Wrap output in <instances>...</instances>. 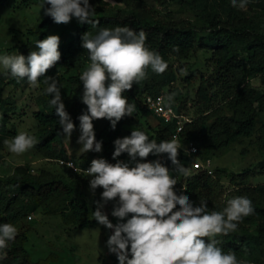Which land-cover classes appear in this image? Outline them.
Listing matches in <instances>:
<instances>
[{
	"label": "trees",
	"instance_id": "16d2710c",
	"mask_svg": "<svg viewBox=\"0 0 264 264\" xmlns=\"http://www.w3.org/2000/svg\"><path fill=\"white\" fill-rule=\"evenodd\" d=\"M9 1L0 0V10ZM95 1L101 8H95L96 15L93 17L100 21L98 26L81 24L75 17L67 24H57L52 17L47 16L39 21L35 30L29 34L32 38L21 47V54L27 56L31 51L38 50V40L48 35L60 36L61 60L45 75L56 77L62 86L63 102L76 125L72 136L80 135L78 117L87 109L81 100L83 85L79 78L90 64L87 50L82 47L84 33L95 34L99 27L115 26L143 30L147 34L148 46L158 51L169 65L164 73H156L150 67L147 68V78L134 83L132 89L124 93L137 106L133 116H125L115 129L106 118L93 121L96 138L103 141V150L98 153V158L103 157L110 163H116L117 160L113 159L114 141L123 138L124 126L134 118L153 115L145 104L146 98L164 95V90L176 79L173 73L174 61L183 63L188 60L198 49L196 32H208V46L213 50L210 60L214 67L209 76L202 77L196 91V102L202 107L201 115L186 123L179 135L181 144L195 145L198 153L189 156L185 149L180 148L177 159L186 167L194 169L196 160L211 159L223 150L255 137V143L263 154L259 164L263 172L264 123L261 124V116L264 114V91L255 87L252 81L260 79L264 88V33L248 12L232 7L230 0H115L123 3L128 13L107 8L108 0ZM250 1L260 10V16H263L264 0ZM167 2L177 4V12L167 11L166 17L161 19L147 12L149 8L154 9L157 4ZM13 33L17 34L18 31L13 30ZM38 79L41 91L38 103L42 110L34 115L38 129L35 135L38 143L35 147L47 159L64 161L68 158L66 150L55 148L64 137L59 117L54 106L49 103L50 97L43 92V77ZM6 80L16 85L28 82L27 78L13 77L9 70L0 72V84ZM14 104L10 99L0 98V148L5 139L16 134L15 129L8 128ZM177 112L180 113V110ZM158 122V143L170 140L176 132V122H165L162 119H158ZM95 153L92 151L81 156L80 159L85 161V169L90 167ZM129 157L123 153L117 159L124 161ZM192 158L195 161L192 162ZM159 161L169 170L173 167L166 154H161ZM67 172L69 176L46 171L32 174L30 166L24 165L16 167L8 176H0V223L16 225L31 214L41 212L43 215H59L64 225L75 229L92 227L96 222L91 215L95 211L96 201L90 208L84 192L90 189L89 179L83 172L74 173L69 168ZM254 176L252 169L232 173L225 168H216L212 174L207 169H194L185 180H177L175 189L184 192L196 203L201 199L207 201L209 211L222 210L226 201L232 197L248 196L253 201L255 212L239 222L237 231L204 239L219 240V246L225 252L234 251L237 259L246 264H264V185H252L251 179ZM223 179H228L234 187L227 189ZM101 189L98 188L96 192ZM118 222L116 218L114 224ZM27 244V235L18 232L15 240L9 241L4 249L7 256L3 264H48L34 261Z\"/></svg>",
	"mask_w": 264,
	"mask_h": 264
},
{
	"label": "clouds",
	"instance_id": "9594fccd",
	"mask_svg": "<svg viewBox=\"0 0 264 264\" xmlns=\"http://www.w3.org/2000/svg\"><path fill=\"white\" fill-rule=\"evenodd\" d=\"M249 2L230 0L232 7L239 9H245ZM40 7L57 24H67L74 17L81 24L96 27L100 23L93 19L96 10L90 0H40ZM146 41L145 31L129 26L99 27L95 34H83L82 47L87 50L90 64L79 77L83 85L81 100L87 105L78 117L80 152H102L103 141L97 140L93 121L106 118L115 129L125 116H133L137 110L134 100L130 102L124 93L147 78V68L156 73H164L168 68V62ZM60 45L59 35H48L38 40V50L27 56L20 52L0 54V68L9 70L13 77L27 78L33 86H39L38 78L43 77V92L55 108L62 134L71 139L76 125L63 102L62 86L56 77L45 75L61 60ZM174 96L175 93L167 96L169 104L174 102ZM3 143L9 152L21 154L37 144L38 139L20 132ZM114 146L116 163L101 157L93 159L83 171L90 177L93 194L103 188L101 200L95 202L91 215L112 230L106 245L119 264H246L237 259L234 251L225 252L219 240L204 238L237 231L239 222L255 212L248 196L232 197L222 210L209 211L207 201L201 199L196 203L177 191L176 176H187L189 170L177 159L181 145L175 137L158 143L138 127L129 136L117 138ZM123 153L131 160H118ZM150 154H166L173 170L159 160L144 162ZM61 164L74 167L72 161L62 160ZM110 201L115 202L111 216L120 221L116 224L105 211ZM17 234L13 223H0V264L7 256L4 249Z\"/></svg>",
	"mask_w": 264,
	"mask_h": 264
},
{
	"label": "rangeland",
	"instance_id": "374dc122",
	"mask_svg": "<svg viewBox=\"0 0 264 264\" xmlns=\"http://www.w3.org/2000/svg\"><path fill=\"white\" fill-rule=\"evenodd\" d=\"M90 3L96 8L101 9L95 0ZM107 8L128 13L123 3L115 0H108ZM47 7H50L48 5ZM179 6L177 4L167 2L156 5L154 9L147 11L155 18H165L166 12H177ZM249 16L257 23L258 28L264 33V15L260 16V10L250 1L245 9ZM45 10L40 7V0H10L9 3L0 10V54H11L13 52L21 53V47L28 39L32 37L30 32L34 31L39 21L47 17ZM13 30L18 33L14 34ZM58 35V34H55ZM210 34L208 32H196L195 38L198 49L192 53L188 60L183 63L174 61V74L176 79L164 90V96L167 98L169 94L175 93L174 102L170 107L175 111L180 110L183 124L193 121L201 115L202 107L196 102V91L199 87L202 77H207L213 72L212 58L213 50L208 46ZM183 64V65H182ZM0 68V72H6ZM252 84L260 91H264L260 79H255ZM41 95L39 86H33L29 82L23 85L9 83L8 80L0 84V98L2 100L10 99L14 101L12 107L10 130L15 129L16 134L20 132H28L36 135L38 132L37 123L34 118L35 113L42 110L38 103V97ZM221 100V98H220ZM158 119L154 115H143L134 118L131 123L124 126V135L129 136L134 128H140L145 131L151 139L157 140ZM264 123V114L261 116V124ZM14 136V137H15ZM80 135L72 136L71 139L62 137L56 149L62 148L67 152V159L72 160L81 169L84 170L85 161L80 158L88 153L79 151L81 145L77 142ZM174 137L172 135L171 139ZM13 137L9 138L11 140ZM181 148L187 150L188 145L179 142ZM256 138L244 140L229 149L223 150L219 155L213 156L212 169L225 168L232 173H242L246 169H252L255 176L251 179L254 186L264 185V171L261 172L259 166L263 159V154L255 143ZM158 142V141H157ZM98 158V153L94 154L93 159ZM92 159V160H93ZM140 159V158H138ZM161 159L160 155L150 154L144 158V162L156 161ZM129 157L125 162L130 161ZM191 161H195L194 158ZM184 167L185 164L181 163ZM29 165L32 174H38L41 171L53 174L68 175V168L65 164H61V160H51L43 156L35 145L25 153L15 154L7 150L3 143L0 148V176H8L13 173L14 169L19 166ZM191 174L194 172V166L186 167ZM173 170V167L170 171ZM84 173V172H83ZM262 173V174H260ZM85 175V174H84ZM175 175V172H173ZM69 176V175H68ZM90 179L89 176L85 175ZM178 181H183L186 176H176ZM223 184L227 189L234 186L230 184L228 179H223ZM103 189L93 194L91 190L85 189V195L88 206L92 208L94 202L101 200ZM114 201H110L105 211L109 215V219L114 224L116 217L111 216L114 207ZM93 219L94 216H92ZM96 221V220H95ZM18 232H23L28 237L27 249L32 259L36 262L44 261L48 264H119L115 254L109 252L106 242L112 230L106 226L100 225L98 221L87 229L79 230L72 226L64 225L59 215H43L41 212L31 214L27 218L15 225Z\"/></svg>",
	"mask_w": 264,
	"mask_h": 264
},
{
	"label": "built area",
	"instance_id": "2783aa9c",
	"mask_svg": "<svg viewBox=\"0 0 264 264\" xmlns=\"http://www.w3.org/2000/svg\"><path fill=\"white\" fill-rule=\"evenodd\" d=\"M145 104L148 110L155 117L162 119L165 122H176L177 129H176V132L174 133V137L177 139L180 133L183 131L184 126H185L182 122V119L184 117L178 114L177 111L174 110V108L170 107V105L167 102L166 97L164 95H159L157 97L148 96L146 98ZM190 122L191 121L187 120L186 123H190ZM186 152L189 156H194L198 153V148L195 145L190 144ZM69 161H72V160H69ZM72 162L74 164V167L72 168L67 167V168L71 169L74 173L84 172L74 163V161ZM193 166L195 169H207L210 174H212L213 172L211 159H206L204 161L196 160Z\"/></svg>",
	"mask_w": 264,
	"mask_h": 264
}]
</instances>
